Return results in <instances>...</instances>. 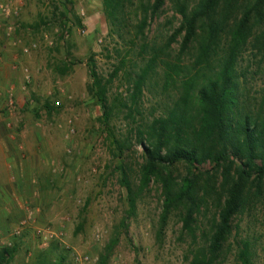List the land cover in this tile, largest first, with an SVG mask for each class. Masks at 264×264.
<instances>
[{
  "label": "rangeland",
  "instance_id": "374dc122",
  "mask_svg": "<svg viewBox=\"0 0 264 264\" xmlns=\"http://www.w3.org/2000/svg\"><path fill=\"white\" fill-rule=\"evenodd\" d=\"M19 1L17 23V17H13L9 22L2 20L1 25L0 10V42L2 33L4 40L12 39L16 42L14 47L22 50L20 62L25 70L19 86L25 88L28 99L19 118L23 125L35 121L46 132L41 138L48 143L47 170L54 177L49 183L59 192V200L56 205L53 203L52 210L56 212L32 213L18 235L14 230L27 217L24 212L6 229L1 228L0 219V248L11 251L9 264H188V250L202 243L212 223L216 211L214 196L194 214L192 233L182 228L181 204L171 206L160 226L163 195L160 183L154 179L137 192L134 208L129 210L119 182V166L122 163L134 189L142 147L131 141L129 151L117 156L104 131L100 111L87 93V58L92 57L97 76L106 79L112 75L106 98L116 108L107 127L115 139L124 136L140 119L146 122L162 113L175 97L174 86L164 85L157 70L146 80V91L142 90L136 111L140 115H134L131 122L125 116L127 111L113 100L124 102L128 98L132 72L141 66V58L128 50V44L108 34L100 0ZM234 15L238 17L237 11ZM73 16L78 17V25H73ZM178 22L179 17L165 2L147 28V39L162 40ZM248 26L256 34L258 26L252 17ZM250 41L251 38L235 71V76L243 73L237 91L242 94L243 112L264 117V82L258 73L260 55L251 48ZM171 48L175 51L176 45ZM187 59L185 56L186 62ZM64 68L68 70L59 72ZM116 68L119 69L113 76ZM129 136L133 140V135ZM166 171L175 183L186 175V167L181 164L161 176ZM217 180L201 177L197 186L215 188ZM61 196L65 202L59 207ZM246 199L247 207L232 220V233L218 264H239L235 260L237 243L244 239L252 243L250 264H264V179L261 195L255 198L249 194ZM62 206L63 212L59 211ZM61 222L62 229L58 226ZM38 229L53 236L37 233ZM113 238L114 244L107 253L105 247Z\"/></svg>",
  "mask_w": 264,
  "mask_h": 264
},
{
  "label": "trees",
  "instance_id": "16d2710c",
  "mask_svg": "<svg viewBox=\"0 0 264 264\" xmlns=\"http://www.w3.org/2000/svg\"><path fill=\"white\" fill-rule=\"evenodd\" d=\"M165 2L179 17L178 26L158 42L147 39V28ZM100 4L108 34L128 44V50H133L142 62L132 72L128 98L124 102L113 100L127 111L126 118L133 122L134 115H140L136 112L139 97L142 90L146 91V80L157 70L163 84L173 85L176 90L162 113L146 122L140 119L124 136L115 139L107 127L116 108L106 98L112 75L106 79L97 76L92 57L87 58V93L100 111L104 131L117 156L129 151L131 141L142 147L136 190L130 186L122 163L119 166V182L128 208H134L137 192L154 179L160 183L163 195L160 226L171 206L181 204L182 228L192 233L194 214L214 196L216 211L210 228L202 243L187 253L188 264H218L232 233V220L247 207V195H261L264 179V117L243 112L242 94L237 91L243 73L235 76L251 38V48L260 55L258 73L264 82V0H100ZM251 17L258 26L255 35L248 26ZM72 21L73 25L79 24L76 16ZM172 45H176L175 51ZM118 69H114L113 76ZM129 135H133V140ZM179 164L186 167V175L177 183L167 171L161 176ZM201 177H216L217 187L197 186ZM113 244L114 238L105 247L107 253ZM251 253L252 243L246 239L239 241L236 262L250 264ZM100 259L99 256V262ZM10 261L11 251L0 248V264Z\"/></svg>",
  "mask_w": 264,
  "mask_h": 264
},
{
  "label": "crops",
  "instance_id": "0c3cea01",
  "mask_svg": "<svg viewBox=\"0 0 264 264\" xmlns=\"http://www.w3.org/2000/svg\"><path fill=\"white\" fill-rule=\"evenodd\" d=\"M20 5L19 0H0L1 25H4L2 20L9 22L13 17H17L14 19L15 23L20 21ZM3 37L1 33L0 219L1 228L6 229L20 218L23 212L24 216L46 211L56 212L52 209L53 203L56 205L59 200V192L49 183L54 177L49 175L47 170L50 165L46 160L48 143L41 138V135L46 133L45 130L35 121L23 125L22 119L19 118L28 99L25 97V88L19 86L21 72L25 70L20 62L22 50L14 47L16 42L12 39L4 40ZM26 115L29 116V113ZM64 202L65 198L61 196L59 207ZM62 207L59 211L63 212L65 207ZM58 226L62 229L64 223L61 222Z\"/></svg>",
  "mask_w": 264,
  "mask_h": 264
},
{
  "label": "built area",
  "instance_id": "2783aa9c",
  "mask_svg": "<svg viewBox=\"0 0 264 264\" xmlns=\"http://www.w3.org/2000/svg\"><path fill=\"white\" fill-rule=\"evenodd\" d=\"M23 51H25V50H23ZM26 82H28L27 80H26ZM29 215H27V217H25V218H23V219H21L20 221H19V225L15 228V230H14V234H16V235H18L19 233H20V231L22 230V228L24 227V226H26V224H27V220L29 219ZM37 233H40V234H44V233H46V234H49V235H51V236H53V234H50L49 232H47V231H43V230H40V229H38V231H37ZM85 258H83V260H84Z\"/></svg>",
  "mask_w": 264,
  "mask_h": 264
}]
</instances>
